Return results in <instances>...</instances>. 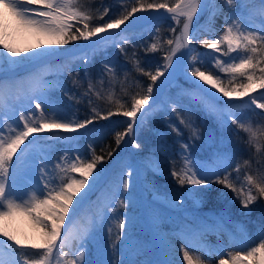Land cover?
Masks as SVG:
<instances>
[{
	"label": "snow or ice",
	"instance_id": "snow-or-ice-1",
	"mask_svg": "<svg viewBox=\"0 0 264 264\" xmlns=\"http://www.w3.org/2000/svg\"><path fill=\"white\" fill-rule=\"evenodd\" d=\"M118 2L120 7L114 10L105 0H100L93 11L90 0H0V74L8 77L0 79V264H179L170 235L182 242L179 252L183 264H210L193 249L208 251L210 255L223 251L219 247L208 249L203 240L207 232L224 228L223 213L212 225L193 214L192 224L178 222V230L169 235L161 234L157 222L164 216L152 208V245L167 259L136 261L130 258L128 226L131 220L127 210L133 206V177L139 179V170L131 164L123 165L121 172L101 189L96 201L91 200L109 171L102 166L105 157L96 154L94 140L105 134L103 130L113 123L114 116L127 119L124 131L115 132L117 148L128 138L131 147L139 150V130L156 113L163 115L167 127L177 137L182 132L171 122L173 115L190 132L188 141H176L180 146L176 153L182 161L180 168L177 169L175 159L169 160L170 167L166 170L158 160L146 166L154 174L167 171L176 185L185 189L163 194L155 189L154 202L164 203L178 213L185 212L186 199H192L194 205L199 206L209 193L217 192L213 185L234 193L242 209L251 211L252 205L264 200V116L257 126L250 118L241 119L237 115L244 110L251 111L253 106L264 114V0H261L262 19L258 26H253L248 0ZM161 10L174 26L168 28L171 35L163 39L160 28L153 26V42L141 48L145 56L162 51V62L146 67L137 54V45L128 35L130 25L138 19V13L152 11L158 14L153 18H160ZM205 13L208 38L200 39L202 28H194L193 24ZM5 14L12 21L10 25L5 23ZM218 17L223 18L219 34L215 30ZM17 33L33 37L35 46H16L13 38ZM79 41L87 43L80 45ZM70 44L72 49L67 48ZM197 45L208 51L197 52ZM109 46L125 57L131 69L118 66L115 58L102 60L100 71L93 77L89 71L91 57ZM186 57L190 58L188 63H185ZM207 57L219 73L228 77L230 87L225 86L221 75L193 66L203 64ZM57 59H62L63 63L55 66V73L44 71L51 69ZM75 61L83 65L84 79L88 81L87 89L79 96L69 91L60 78L67 70L71 83L77 88L81 86L80 68L72 66ZM18 68L38 70L19 76ZM189 68L191 77L215 91L210 92L191 80ZM133 70L150 82L145 88L137 81L140 90L130 96V103L115 99L111 93L108 101L114 107L101 108L94 102L93 96L96 100L102 98L94 89L95 84L104 81L105 75L115 80L122 73L127 80ZM48 74L56 78L49 80ZM181 76L192 90L180 88L174 97L165 96L161 100L158 80L164 77L160 80L162 87L175 84ZM258 90L261 91L254 95ZM53 91L60 96H53ZM154 93L157 94L155 99ZM216 93L226 99L221 100ZM186 97L191 98L189 103H185ZM233 100L242 103H228ZM85 102L88 112L81 117L80 109L73 108L72 104ZM146 105L149 107L145 108ZM195 111L204 112L215 124L207 136L195 125ZM100 121L109 124H100ZM150 131L164 136L157 129ZM241 132L247 135L243 141L245 146L255 150L243 160L233 150L228 135L231 133L240 139ZM73 133L75 135H71ZM81 141H87L91 159L80 150ZM195 141L200 144L196 145ZM60 144L67 147L53 160ZM115 151H108L107 157L111 158ZM160 151L168 152L163 140ZM196 153L200 154L199 158ZM257 154L260 156L256 160L258 168L253 174L251 160ZM242 168L248 170L242 174ZM74 173H78L79 178ZM223 196L226 193L217 192V198ZM86 203H93L95 211L87 222L76 225L77 212ZM19 217L27 218L34 225L32 235L19 233L12 226ZM110 220L116 231L113 232L111 225L107 227L108 242L105 243L103 231ZM239 244L241 247L229 251L228 259H221L220 264H246L247 261L264 264V228ZM149 247L148 244L139 246L138 253Z\"/></svg>",
	"mask_w": 264,
	"mask_h": 264
},
{
	"label": "rangeland",
	"instance_id": "rangeland-1",
	"mask_svg": "<svg viewBox=\"0 0 264 264\" xmlns=\"http://www.w3.org/2000/svg\"><path fill=\"white\" fill-rule=\"evenodd\" d=\"M147 2H151V0H147ZM261 2V0H260ZM90 3L93 6V11H95V7L99 6L100 0H90ZM105 3L108 5L113 6V9L120 7V4L118 0H105ZM252 4V6L250 5ZM249 5V13L253 22V26H258L260 23L261 17V5L257 0H248ZM259 9V11H258ZM105 19H108V17H105ZM203 19V15L201 16V19H199L198 22H194L193 27H201V21ZM95 22V21H94ZM222 25H223V19L220 21V32L222 31ZM153 26H157L160 28L161 32V38L169 37L171 34L168 32V28L170 26H174L173 22L168 17H162L155 19L148 24H145L138 28L130 29L128 35L132 38V42L137 45L136 51L138 56L145 61V66H154L156 62H162V51H157L156 53L148 54L145 56L144 51L141 48V45L144 47L148 46L150 43H152V35L155 33V28ZM80 45L85 44L84 41L77 42ZM73 45H68L67 48H72ZM129 53L132 51L131 46H127ZM166 47V46H165ZM198 48H200L197 45ZM200 53H205L208 50L200 48ZM235 55V54H233ZM112 58H115L118 66H123L125 68L131 69V64L125 62V57L122 55H119L117 52V49L115 47L109 46L106 49H100L98 50L92 57V63L89 65V71L91 72L93 77H96L98 71H100L101 68V61L102 60H110ZM63 63L62 59H57L53 62V67L51 69H44L46 72L55 73L57 71L56 65H59ZM73 68L79 67L80 72L79 76L81 78L82 84L80 87H75L71 83V79L69 76V73L67 70H65L60 77L63 83L66 85L69 91L76 92L79 96L80 93L85 91L88 87V81L84 79V68L83 65L79 61H75L72 65ZM195 67H200L201 70H204L206 72L211 71L213 73H217L222 76V78L225 80V86L230 87L227 83L228 77L225 76L223 73H219L218 69L213 66V62L210 57L205 58V62L203 64H194ZM21 69L26 68H18L16 71H22ZM38 69H35V71ZM154 70V67H153ZM75 75V72L72 74ZM49 80H54L56 77L52 74H48L46 76ZM137 81H139L145 88L147 84L150 82L146 76H143L134 70L131 71L130 76L127 80H125L122 73H119L116 76L115 80H110L109 75H105L104 81L102 83L95 84V91H99L101 94V99L96 100L93 96L94 102L101 108L106 107H114V105L109 104L108 101V95L111 93L115 99H120L121 102L128 101L130 103V96L135 94V92L139 91L140 89L137 88L136 84ZM95 83V81H94ZM180 88L192 90L189 85L186 83V81L183 79V77H179L175 84H170L164 91L161 100L165 96H171L174 97L176 93L180 90ZM259 91L257 93H254V95H258ZM127 93V95H125ZM52 95L55 97L60 96L59 92L53 91ZM191 100L190 97L185 98V103H189ZM66 104L69 102L65 99L64 101ZM228 103H242V101L233 100L228 101ZM73 108H79L80 109V115L83 117L87 112V104L81 103L79 105L72 104ZM255 113V114H254ZM240 116L241 119L250 118L252 121L256 123L257 126L260 125L261 117L264 116V114L260 113V110L255 109L253 106V109L251 111L244 110L241 113L237 114ZM194 118H195V125L200 128V131L202 135L207 136L209 129H214L215 124L214 122L207 118L202 111H195L194 112ZM17 120H18V114H17ZM113 121L112 124H109L108 121H100V124H109L108 128H105L103 132L105 133L102 137L98 135V138L94 140L95 143V150L97 147V141H101L102 139L105 140V136L113 135V138L115 136V132L121 130L124 126H127V119L125 117L121 116H114L111 118ZM173 124H175L177 127L180 128L182 135L180 137H177L168 127L163 119V115L161 113H156L153 116H150L148 118V121L144 124L142 130H139V135L137 137L139 143L141 144V148L139 150L134 149L131 147L130 149L121 157L120 161L118 163H114L115 159L118 157L122 150V146L124 142L121 143L118 151L112 156L110 159V163L108 165L103 164L102 166L106 169H108V173L104 179V181L101 182L99 185L97 191L92 195L91 200L96 201L97 197L101 195V189L109 182L111 181L118 173L121 172L123 165L125 164H131L135 168L139 170V179H136V177H133V180L135 181L133 189H132V199H133V206L130 207L127 212L128 216L131 220V223L128 226V235L130 236V239L128 241L129 245V255L130 258L136 261H143L145 259H150L152 255L154 254V250L151 247V249H146L142 253H138V248L141 245L148 244L152 246L153 241V235H152V227L149 223V215L148 212L150 211V200H152L153 197V191L155 189H158L161 194L165 192H171L172 190H176L177 192H183L185 189H181L176 185V182L171 179V177L168 175L167 171H164L163 174H154L151 170H149L146 166L149 164V162L158 160L162 165L163 168L166 170L170 167L169 160L175 159L176 161V167L177 169L182 166V161L179 159V157L176 155L177 152L180 151V146L176 142L177 140H183L188 141V138L190 136V132L188 129L184 128L183 125L179 124V121L176 119V117L172 116ZM150 129H157L159 132L163 133L164 136H158L154 134L153 131H150ZM234 129V126H233ZM122 132V131H120ZM51 135V134H49ZM67 135V134H62ZM71 135H75L74 133ZM231 139V146L234 151H236L238 157L243 159H248L251 152H254V149H248L245 144L244 140L247 139V135L243 132H241L240 139H237L236 136L231 135V133L228 134ZM126 140V139H125ZM161 140H163L164 144L168 147V152H161L160 146H161ZM99 141V142H100ZM196 145L200 144V141H195ZM87 141H81L80 142V150L82 153L87 156L88 159H91V155L86 147ZM109 146H111L109 144ZM67 146L64 144L57 145V152L53 156V160H56L59 158V155L62 153V151ZM111 150V147H108V151ZM107 151V152H108ZM105 152V154H107ZM97 155H101L96 152ZM199 158V153H196ZM260 156L257 154L256 158L251 160V171L253 174H255L256 169L258 168V165L256 163V160L259 159ZM234 166V165H233ZM248 169L242 168V174L243 171H246ZM126 171V169H125ZM241 174V178H242ZM54 176H57L55 172H53ZM73 175L77 176L79 178L78 173H74ZM233 176H235V173H233ZM59 177L57 176V180ZM91 179V177H89ZM239 186V185H238ZM214 188L217 189V192H224L226 193V196L217 198V192H211L209 195L205 198L204 202L200 204L199 206L194 205L192 199H186V211L185 212H176L171 209H162L161 207L158 208V211L163 214L164 219L158 221V226L161 234H169L173 233L174 230H178L177 224L178 222H184L188 224H192L193 221V214H195L201 221H204L210 225L215 223V219L217 216H219L221 213L225 215V221H224V228L221 229L226 233V238L221 237V239L216 240L213 243H210V249H216L220 248V240L221 242H224L226 239H230L235 242L237 245L240 246L239 242L247 240L248 238L255 237L260 229L264 228V200H258L254 205L251 206V211L248 209H242L240 207V202L238 199H235V194L231 191H228L227 189H223L220 186L213 185ZM95 211V205L93 203H86L79 213L76 215L75 224H83L87 222L89 216ZM118 211H124V209H118ZM111 225L113 228V232L116 231L115 224L113 221H108L105 224V229L103 231V240L105 243H107V227ZM220 237V236H219ZM170 238L172 240V243L176 247V253L175 256L180 261V264H183V256L179 252V248L181 247L182 242L178 239H175L170 235ZM203 240L206 241V238L204 237ZM258 243V240L256 241ZM251 246H255L252 244ZM92 247L91 245L89 246ZM194 252H196L197 255H201L202 258L206 259H213V256L209 253H206L205 251H198L196 249H193ZM236 251V250H235ZM118 258V257H114ZM167 259V257H165ZM221 259L227 260L225 257L218 256L217 262H220Z\"/></svg>",
	"mask_w": 264,
	"mask_h": 264
},
{
	"label": "bare ground",
	"instance_id": "bare-ground-1",
	"mask_svg": "<svg viewBox=\"0 0 264 264\" xmlns=\"http://www.w3.org/2000/svg\"><path fill=\"white\" fill-rule=\"evenodd\" d=\"M257 1L261 5L260 0H257ZM250 5L252 6L251 3H250ZM258 11H259V9H258ZM161 13H162V16L160 18L167 17V14L166 13H163V10H161ZM157 16H158V14L155 13V12H152V11H148V12H145V13H138L137 14L138 19H136L134 21V23L132 25H130V29L138 28V27H141V26H143L145 24H148L149 22H151V21H153L155 19H158V18H153V17H157ZM5 17H6L5 23L10 25L12 23L11 19L10 18H7V14H5ZM200 19H201V17H200ZM222 19H223L222 17H218L215 20V30H216L217 34H219V32H220V28H221L220 21ZM207 20H208V16H207V13H205L203 15L202 21L200 22L201 23V28H202V34L200 35V39L208 38L207 35L205 34L206 33V29H207ZM194 22H197V21H194ZM9 31H12V29L9 28ZM13 39H14V43L16 44V46L21 47V48H23V47H29V46H32V47L35 46V40H34V38L31 37L30 35H28L27 33H17L14 36ZM85 43H87V42H85ZM68 49H72V48H68ZM197 52H199V53L201 52V49L198 48V47H197ZM189 61H190V58L186 57L185 58V63H188ZM21 70L22 71H20V70L19 71H16L19 76H24V75H27L31 71H35V69H31V68H26V69H21ZM188 74H189V77H190L191 80L196 81L198 84H201L202 85V82L197 81L196 80V77H191V68L188 69ZM0 79L7 80L8 77L5 76V75H3V74H0ZM160 80H164V77H161ZM160 80H158L157 86L159 87V97L161 98L162 95H163V93H164V91H165V89L171 83L170 84H165L162 87H160ZM186 83L192 89V86L188 82H186ZM202 86L205 87V88H208V90L210 92H214L215 91L214 89H211L210 86H208V85H202ZM156 95H157L156 93L153 94V98L154 99L156 98ZM216 95L217 96H220L219 93H216ZM220 99L221 100H224L226 98L220 96ZM151 103L152 102L150 101V104ZM148 107H149V105H146L145 106V108H148ZM129 149H130V143H128V138H126V140H125V142H124V144L122 146V150H121L120 154L118 155V157L115 159L114 163H118L120 161L121 157ZM149 204H150L149 209L155 208V209L158 210V208H160V207L162 209H166V210L168 209L164 203L154 202L153 199L150 200V203ZM81 208L78 210L77 214L79 213V211L81 210ZM148 215L150 216V211L148 212ZM148 221H149L150 224L152 223L150 217H149ZM12 226L16 229L17 232L23 233L24 235H28V236L32 235L34 233V231H35L34 225L27 218H25V217H19V218H17V220L13 223ZM204 237L206 238V241L204 240V243L206 244L207 248L210 249V246H211L210 243H213L216 240L221 239V237L222 238L223 237L226 238V233H224L223 230H219V231L213 230V231L207 232ZM219 245H220V248L223 249V251L220 254H218V255L217 254H211L213 256V259H211V260L208 259L210 261V264H220V262H217V257L218 256H222V257H225L226 259H228V252L229 251H235V250H238L239 247H241V245L239 246V245H237L233 241L230 242V239L229 240L226 239L224 242H221V240H220ZM151 247L154 250V254L152 255V257L150 259H166L165 256H163L160 253V250H159V248L157 246L152 245L148 249H151ZM205 252L206 253H209L208 251H205ZM194 253L196 254V252H194ZM175 259H177L176 256H175ZM246 264H252V261H247Z\"/></svg>",
	"mask_w": 264,
	"mask_h": 264
},
{
	"label": "trees",
	"instance_id": "trees-1",
	"mask_svg": "<svg viewBox=\"0 0 264 264\" xmlns=\"http://www.w3.org/2000/svg\"><path fill=\"white\" fill-rule=\"evenodd\" d=\"M126 127L127 126H124L119 131H124V129ZM99 141H97L98 143H97V147H96V152L99 154H102L105 157V163L104 164L108 165L110 163V159L112 158V157L108 158L107 154H105V152L108 151V147H111V150L116 149V151L113 153V155L118 151L119 148H117V146H116L115 139L113 138V135H110V136L106 135L105 140L102 139L100 142ZM109 144L111 146H109Z\"/></svg>",
	"mask_w": 264,
	"mask_h": 264
}]
</instances>
